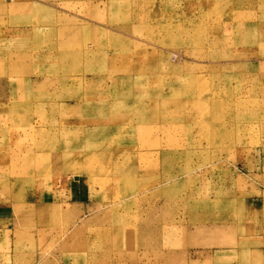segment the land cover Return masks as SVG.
Wrapping results in <instances>:
<instances>
[{"label": "rangeland", "instance_id": "rangeland-1", "mask_svg": "<svg viewBox=\"0 0 264 264\" xmlns=\"http://www.w3.org/2000/svg\"><path fill=\"white\" fill-rule=\"evenodd\" d=\"M0 264H264V0H0Z\"/></svg>", "mask_w": 264, "mask_h": 264}]
</instances>
